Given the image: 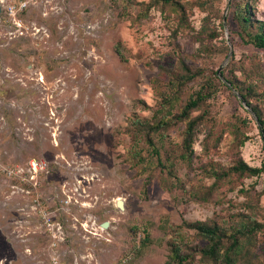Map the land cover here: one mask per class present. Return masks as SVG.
Segmentation results:
<instances>
[{
    "label": "rangeland",
    "instance_id": "rangeland-1",
    "mask_svg": "<svg viewBox=\"0 0 264 264\" xmlns=\"http://www.w3.org/2000/svg\"><path fill=\"white\" fill-rule=\"evenodd\" d=\"M244 1L0 0L17 5L0 14V165L19 172L0 169V264H224L195 222L257 225L236 264H264V136L240 97L264 115V49L242 38L264 0L247 25Z\"/></svg>",
    "mask_w": 264,
    "mask_h": 264
},
{
    "label": "trees",
    "instance_id": "trees-1",
    "mask_svg": "<svg viewBox=\"0 0 264 264\" xmlns=\"http://www.w3.org/2000/svg\"><path fill=\"white\" fill-rule=\"evenodd\" d=\"M257 0H245L242 2L237 10V16L241 23L244 25L249 24L252 21V7L253 3ZM248 39L243 36V40L247 43H252L254 46L264 49V21H259V27L254 33H248ZM229 84L232 86L231 81ZM210 96V92L207 86H202L194 95H192L189 100L184 105L179 117L188 118L190 112L196 109L202 102H204ZM247 102V106H250V110L257 116L259 128L264 136V115L263 112L257 106H251V102L247 99V95L242 93L241 95ZM198 121L196 119H190L187 122L185 130V142L187 144V149L192 152V144L195 139L196 127ZM157 154H159L158 149H154ZM235 171H248L250 175H257L262 171V167H252L248 164L242 162L234 167ZM199 233H201L205 238L208 239L209 244L204 250V254L215 261L223 262L224 264H236L238 258L242 255L243 243L241 239L243 236L251 232L257 225L252 227H247L246 225L239 228V230L227 233L220 226L209 225L204 222L191 223ZM229 242V244H228ZM178 257V253H176ZM180 257V256H179ZM186 258V257H185ZM179 259V264L184 262L186 259Z\"/></svg>",
    "mask_w": 264,
    "mask_h": 264
},
{
    "label": "built area",
    "instance_id": "built-area-1",
    "mask_svg": "<svg viewBox=\"0 0 264 264\" xmlns=\"http://www.w3.org/2000/svg\"><path fill=\"white\" fill-rule=\"evenodd\" d=\"M25 5H26L25 2H20L19 3V8H23ZM2 9H3L2 12L5 11V13L7 15L11 16V15L16 14L17 5L15 3H9L7 6L3 5ZM31 166H32L33 169H36L37 168V162L35 160L31 161ZM0 169L2 171H4L7 175L11 176V177L19 175V172L17 170H15V169H12V168H8V167H4V166L0 165Z\"/></svg>",
    "mask_w": 264,
    "mask_h": 264
},
{
    "label": "water",
    "instance_id": "water-1",
    "mask_svg": "<svg viewBox=\"0 0 264 264\" xmlns=\"http://www.w3.org/2000/svg\"><path fill=\"white\" fill-rule=\"evenodd\" d=\"M2 3L0 2V14L2 13ZM242 98V100L245 102L244 98L242 96H240ZM246 103V102H245ZM247 105V104H246ZM117 205L120 209H124V200L122 198L117 200ZM104 227L108 226V222H104L103 223Z\"/></svg>",
    "mask_w": 264,
    "mask_h": 264
}]
</instances>
